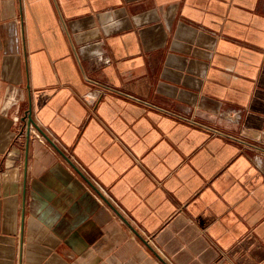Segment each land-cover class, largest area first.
Wrapping results in <instances>:
<instances>
[{"label":"crops","instance_id":"0c3cea01","mask_svg":"<svg viewBox=\"0 0 264 264\" xmlns=\"http://www.w3.org/2000/svg\"><path fill=\"white\" fill-rule=\"evenodd\" d=\"M225 256L264 264V0H0V264Z\"/></svg>","mask_w":264,"mask_h":264},{"label":"built area","instance_id":"2783aa9c","mask_svg":"<svg viewBox=\"0 0 264 264\" xmlns=\"http://www.w3.org/2000/svg\"><path fill=\"white\" fill-rule=\"evenodd\" d=\"M255 161L258 163L263 160L262 155H255L254 156ZM216 264H230L229 259L225 256L223 259L219 260Z\"/></svg>","mask_w":264,"mask_h":264},{"label":"water","instance_id":"95a60500","mask_svg":"<svg viewBox=\"0 0 264 264\" xmlns=\"http://www.w3.org/2000/svg\"><path fill=\"white\" fill-rule=\"evenodd\" d=\"M26 116H27V121H26V132L28 133V132H29L30 125L33 124V121H32L31 117L28 115L27 112H26Z\"/></svg>","mask_w":264,"mask_h":264}]
</instances>
